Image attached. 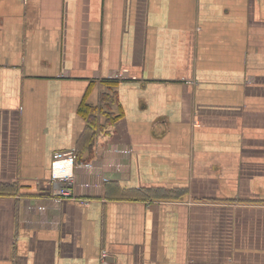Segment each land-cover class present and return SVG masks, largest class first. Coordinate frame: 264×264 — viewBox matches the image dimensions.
Here are the masks:
<instances>
[{"label": "crops", "instance_id": "crops-1", "mask_svg": "<svg viewBox=\"0 0 264 264\" xmlns=\"http://www.w3.org/2000/svg\"><path fill=\"white\" fill-rule=\"evenodd\" d=\"M0 264H264V0H0Z\"/></svg>", "mask_w": 264, "mask_h": 264}, {"label": "trees", "instance_id": "trees-1", "mask_svg": "<svg viewBox=\"0 0 264 264\" xmlns=\"http://www.w3.org/2000/svg\"><path fill=\"white\" fill-rule=\"evenodd\" d=\"M113 88V87H112ZM115 99L114 95L112 93V90L109 92H105L104 96L102 98V105L100 107V114L104 118V121H100L97 113H95L94 116L90 117L89 123H93L92 128L96 132L98 130L106 131L109 129L115 121ZM96 134H93L89 142L91 143L93 139L95 138ZM79 156V153H78ZM16 186L14 185L12 188H15ZM10 190V189H9Z\"/></svg>", "mask_w": 264, "mask_h": 264}, {"label": "built area", "instance_id": "built-area-1", "mask_svg": "<svg viewBox=\"0 0 264 264\" xmlns=\"http://www.w3.org/2000/svg\"><path fill=\"white\" fill-rule=\"evenodd\" d=\"M66 162L56 163V167L63 168L62 173L59 171V174L55 176V191L54 194L57 198L72 197L73 195V186H74V176L71 172H67L65 169ZM89 166V164H86ZM107 256L106 252H103V258Z\"/></svg>", "mask_w": 264, "mask_h": 264}]
</instances>
